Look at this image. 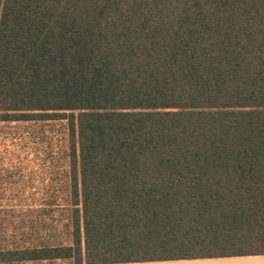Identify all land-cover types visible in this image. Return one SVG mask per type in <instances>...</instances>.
I'll list each match as a JSON object with an SVG mask.
<instances>
[{
	"label": "trees",
	"instance_id": "obj_1",
	"mask_svg": "<svg viewBox=\"0 0 264 264\" xmlns=\"http://www.w3.org/2000/svg\"><path fill=\"white\" fill-rule=\"evenodd\" d=\"M52 123L0 264L264 254V0H0V124Z\"/></svg>",
	"mask_w": 264,
	"mask_h": 264
},
{
	"label": "rangeland",
	"instance_id": "obj_2",
	"mask_svg": "<svg viewBox=\"0 0 264 264\" xmlns=\"http://www.w3.org/2000/svg\"><path fill=\"white\" fill-rule=\"evenodd\" d=\"M65 137L63 123L45 125L39 130L31 125L0 124V177L11 174L18 180L16 187L3 192L42 194L47 180L56 174L51 171L55 162L50 152L54 155L64 148ZM64 166L57 164L56 169Z\"/></svg>",
	"mask_w": 264,
	"mask_h": 264
},
{
	"label": "crops",
	"instance_id": "obj_3",
	"mask_svg": "<svg viewBox=\"0 0 264 264\" xmlns=\"http://www.w3.org/2000/svg\"><path fill=\"white\" fill-rule=\"evenodd\" d=\"M107 264H264V254L195 257Z\"/></svg>",
	"mask_w": 264,
	"mask_h": 264
}]
</instances>
